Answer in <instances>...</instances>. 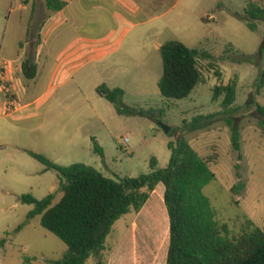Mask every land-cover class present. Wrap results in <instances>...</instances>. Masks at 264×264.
<instances>
[{"label":"rangeland","instance_id":"obj_1","mask_svg":"<svg viewBox=\"0 0 264 264\" xmlns=\"http://www.w3.org/2000/svg\"><path fill=\"white\" fill-rule=\"evenodd\" d=\"M250 3L264 5V0H167L163 4L164 15L157 21L161 30L150 32L144 64L141 57L131 60L135 72L148 70L150 80L144 89L134 86L127 90L124 98L126 107L149 112L145 115H121L113 103L100 98L101 102L95 103L100 118L92 105L77 98L58 105L55 122L12 121L7 114L29 99L17 98L13 89L5 92L4 101L12 103L14 110L0 109V239H7L0 249V264H50L68 250L66 243L41 225L40 216L28 220L34 206L23 203V195L43 199L56 193L54 202L62 197L58 173L46 170L28 151L63 166L84 163L120 180L149 173L153 158L159 168H165L171 158L168 143L183 135L216 174L204 192L217 218L234 231L241 230L248 220L264 229V130L257 112V103L264 106V88L258 89L264 70V52L260 53L264 21L256 22L257 32L249 29L244 10ZM0 28L1 35L4 29ZM172 40L211 55L199 63L204 82L183 100L165 98L158 85L163 58L155 45ZM229 85L235 86V102L224 110V89ZM61 92L55 90L53 99ZM197 117H205V127L189 126ZM162 124L171 128L169 133ZM234 127L240 131V150L233 145ZM92 138L103 147L104 157L95 151ZM241 180L245 189L236 194L232 188ZM162 187L158 195L152 194L140 215L126 214L115 224L108 238L106 264L113 250L118 255L116 264H166L170 232L164 248L157 246L161 232L158 215L164 219V233L169 223ZM134 220L140 223V249L135 248ZM21 225L23 228L15 231ZM24 255L35 260L26 262ZM97 263L95 258L88 262Z\"/></svg>","mask_w":264,"mask_h":264},{"label":"trees","instance_id":"obj_2","mask_svg":"<svg viewBox=\"0 0 264 264\" xmlns=\"http://www.w3.org/2000/svg\"><path fill=\"white\" fill-rule=\"evenodd\" d=\"M52 2V1H51ZM60 2L53 9H60ZM52 8V5L49 3ZM244 19L251 31L257 32V21H264V5L250 3L245 8ZM264 52V41L260 53ZM163 58V75L159 81L162 96L168 99L188 98L195 88L204 82L199 66L202 58L211 57L199 48H191L185 43L172 40L160 49ZM247 58L245 57V60ZM25 73L34 78L37 74L34 65L32 72L25 67ZM264 88V70L258 89ZM223 102L224 110H229L235 102V86L229 85ZM98 93L113 103L119 114L145 115L137 108L124 105L125 91L110 88L103 84ZM256 102V101H253ZM258 123L264 130V106L257 103ZM205 117H197L189 124L193 129L206 126ZM95 151L104 157V149L95 139ZM233 145L240 150V131L233 128ZM169 164L158 167V160H151V171L138 177L125 176L120 180L107 177L103 172L84 163L69 166L59 165L42 154L28 151L31 156L54 170L59 176V191L62 197L55 201L56 193L43 199L30 194L22 196V202L33 205L28 220L41 217V225L67 244L68 250L59 260L50 264H88L91 258L97 264H106L104 257L110 251L108 238L115 224L126 214H139L159 184L165 187L161 199L168 212V227L164 233V219L158 215L160 234L157 246L164 248L166 234L170 232V242L166 264H264V229L248 220L241 230L234 231L230 224L220 221L204 189L211 184L216 174L208 162L193 148L183 136L170 141ZM245 189L241 180L232 191L239 194ZM159 190L155 195H158ZM23 225L15 231H20ZM135 248L140 249V223L134 224ZM143 231L141 235H143ZM6 238L0 239V249L5 247ZM26 262L35 260L24 255Z\"/></svg>","mask_w":264,"mask_h":264},{"label":"crops","instance_id":"obj_3","mask_svg":"<svg viewBox=\"0 0 264 264\" xmlns=\"http://www.w3.org/2000/svg\"><path fill=\"white\" fill-rule=\"evenodd\" d=\"M166 1L0 0L3 10L0 27L4 29L0 35V66L7 68L5 73L15 96L29 99L7 117L12 121L55 122L58 105L79 98L80 103L92 105L102 118L95 107L104 98L97 91L99 86L121 88L125 91L124 98L134 86L146 88L150 80L148 70L144 72L141 68L135 72L131 60L141 57L144 64L150 32L161 30L157 21L164 15L161 9ZM60 2L65 5L53 9ZM164 44L157 43L155 50L160 52ZM34 65L37 74L30 78L25 67L32 72ZM55 90L62 92L53 99ZM4 97L5 91L0 86V109L5 106L8 111L10 103ZM43 107H47L45 111ZM161 186L162 183L154 195ZM162 188L161 194L164 185ZM115 251L109 255L107 264H116Z\"/></svg>","mask_w":264,"mask_h":264},{"label":"built area","instance_id":"obj_4","mask_svg":"<svg viewBox=\"0 0 264 264\" xmlns=\"http://www.w3.org/2000/svg\"><path fill=\"white\" fill-rule=\"evenodd\" d=\"M6 70L7 68L5 66H0V81L2 82L0 86L2 87L3 91L8 93L11 90V80H9V78L7 77V74L5 73ZM12 106L13 104L10 103V105L8 106V112H12L14 110Z\"/></svg>","mask_w":264,"mask_h":264},{"label":"water","instance_id":"obj_5","mask_svg":"<svg viewBox=\"0 0 264 264\" xmlns=\"http://www.w3.org/2000/svg\"><path fill=\"white\" fill-rule=\"evenodd\" d=\"M163 128L165 129L166 133H169L170 132V127H168L167 125L165 124H162Z\"/></svg>","mask_w":264,"mask_h":264}]
</instances>
